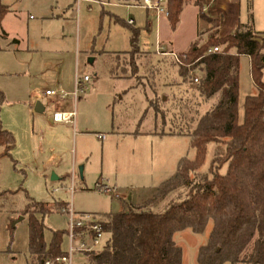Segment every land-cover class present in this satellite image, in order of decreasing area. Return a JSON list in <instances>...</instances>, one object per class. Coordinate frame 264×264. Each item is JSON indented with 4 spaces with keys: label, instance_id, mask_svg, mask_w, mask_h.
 I'll list each match as a JSON object with an SVG mask.
<instances>
[{
    "label": "rangeland",
    "instance_id": "rangeland-1",
    "mask_svg": "<svg viewBox=\"0 0 264 264\" xmlns=\"http://www.w3.org/2000/svg\"><path fill=\"white\" fill-rule=\"evenodd\" d=\"M2 1L10 11L1 27L8 37L7 41L3 39L1 42L6 50H0V91L6 97L1 108V120L3 127L15 137L16 146L11 155H4L5 148L0 147V193L14 192L12 204L0 211V264H29V219L20 214L28 203L27 194L37 202L68 203L60 211L62 213L44 219L47 241L53 231L68 229V211L72 209L78 214L98 215L97 218L105 222V216L98 213H117L141 203L162 183L175 176L177 157L195 158L196 151L190 138L177 135L159 137L163 128L155 130V126L147 121L155 110L163 114L165 109H176L179 128L187 132L194 129L195 122L186 117L185 107H191L193 113L190 111V115L198 118L216 101L197 98L194 95L197 83L193 82L189 87L193 88L191 94L194 99L189 105L185 104L186 101L181 103L178 98L173 106L165 107L157 99L147 112L144 91L131 96L127 91L131 84L118 77L123 76L124 65H129L128 57H120L118 67L117 58L113 62V59L97 56V61L91 64L90 55L85 51L78 63L70 56V50L77 42L82 51L99 49L101 41L92 34L97 24L98 28L103 26L108 35L107 42L104 44L102 41L105 50H127L124 35L129 29L125 23L109 21L108 17L101 19L102 7L85 2L81 3L77 18V6L74 5V9L71 7L75 4L74 0ZM103 1L118 3L122 0ZM195 1L190 0L193 6ZM218 1L200 0L206 7L216 4V9H207V15L220 11ZM239 1L242 14L249 11L251 4L252 13L257 14L261 22L264 21V0ZM57 5L66 6L75 13L45 21L50 7ZM186 10L192 12L191 6ZM198 41L205 44L209 39L200 38ZM154 44L155 32L153 36L144 34L141 37V47L148 51L153 50ZM140 53L135 48L131 57L139 58L143 55ZM125 59L127 63L123 62ZM130 69L129 66L127 70ZM77 76H88L91 82L86 85V94L80 95V103L75 104L72 92L75 91ZM200 77L196 71V78ZM240 79V115H243L245 96L255 92L247 58L241 60ZM60 81L64 83V88L56 85ZM48 89L71 94L64 101L65 107L69 111L78 108L76 120L88 122L84 135L80 133L78 123L74 127L50 122L54 108H60L61 100L54 98L52 102H47L45 92ZM37 90L40 91L39 96L35 93ZM146 92L147 97L153 96L151 90ZM38 103L42 104L44 111H36ZM103 134L104 139L99 136ZM223 153V146L210 144L200 173L209 175L212 160ZM81 166H84L83 179L79 172ZM106 188L111 192L105 193ZM184 193L185 188L182 187L171 192L153 210L162 211L171 200ZM21 217L24 219L19 221ZM212 227L210 221L201 234H195L191 229L175 234L174 240L183 250V264H198V250L208 242ZM106 237L95 246V250L104 246ZM69 246L67 237L64 249L68 251ZM89 252L78 250L74 255V264H84L85 254Z\"/></svg>",
    "mask_w": 264,
    "mask_h": 264
},
{
    "label": "trees",
    "instance_id": "trees-1",
    "mask_svg": "<svg viewBox=\"0 0 264 264\" xmlns=\"http://www.w3.org/2000/svg\"><path fill=\"white\" fill-rule=\"evenodd\" d=\"M185 1L168 0V19L173 27L179 22ZM251 8L250 4L248 22L240 24L234 34L220 38L215 31L205 44L196 41L184 54L183 64L178 65L183 77L191 71L202 73L194 91L197 98L216 101L210 110L193 118L194 129L185 132L196 151L195 158H182L175 176L143 204L104 214L105 244L85 254L84 264H183V250L176 244L175 234L186 229L201 234L210 221L213 227L208 242L198 250V264H264V32L255 30ZM9 11L0 0L2 38L7 37L1 27ZM137 41L133 29L134 49ZM212 46L219 47L220 53L208 54ZM241 57L250 60L251 79L257 90L245 98L242 119ZM5 100L0 91V147L5 148L4 155H11L16 142L2 124ZM210 144L223 146L224 153L212 160L206 175L200 169ZM181 187L184 194L162 211L153 210ZM13 197L14 192L0 193V211L12 204ZM27 197L20 214L29 219V264L68 256L64 249L68 230L53 231L47 241L44 223L46 217L62 213L68 203H43L29 194Z\"/></svg>",
    "mask_w": 264,
    "mask_h": 264
},
{
    "label": "crops",
    "instance_id": "crops-1",
    "mask_svg": "<svg viewBox=\"0 0 264 264\" xmlns=\"http://www.w3.org/2000/svg\"><path fill=\"white\" fill-rule=\"evenodd\" d=\"M94 2H85L90 5H98L102 7L101 11V19L103 17H108L109 21L114 20L115 22H119L118 20H121L125 23V25L128 27L129 31L127 34L124 35V43L127 46V50L125 51H114V50H105V41L107 42V32H105L104 27H99L98 24L95 25L94 32L92 34H95L97 37H99V40L101 43L98 45L99 49H83V51L80 49L79 42L75 46L72 47L70 50V56H72L74 59H76L77 63L80 61L81 53L85 51V53H88L90 55V58L94 60L93 64L97 61V56L106 58V59H113V62H116L114 59H118L117 66L120 67V57L124 56V58L128 57V63L129 65H124L122 72L123 76H118L120 79H123V82H128L129 89L128 94L132 96V94H135L136 92H140L141 90L144 91L146 94V105L147 106V112L151 110L152 102L157 100L160 102V104H163L165 107L172 105L175 101V99L180 98L179 101L185 102L186 105H189L191 101L194 99L193 88H190L189 85L193 84L192 82H189L191 78L196 77V71H191L188 75V77H183L180 72L179 66L174 62V60L171 57L167 56H161L157 53V48L160 46L161 48H164L168 52H176L178 54H185L189 51L191 46L198 40L201 39H209L210 33L213 31H217V36L220 38L230 36L235 33L238 26L240 24H244L248 22L250 9L245 14H242L240 11L241 3L240 1L237 2V0H219L218 5L220 6V11L217 13L215 12L212 15H207L206 11L207 9H211V7L216 9V4H211V7H206L203 5L200 0H196L195 4H191L190 0H186L184 4L183 11L180 15L179 22L176 25V27H173L170 20L168 18H161L160 21H158L156 15L153 12L147 11L139 5L141 4L142 0H122L118 3H111L106 2L103 0H92ZM75 4H72L71 7L74 9V5L77 6L76 13L77 18H79V12H80V5L77 3V0H74ZM191 6L192 12L188 13L186 8ZM105 7H108V9H105ZM91 8V7H90ZM250 8V7H249ZM201 12L203 15H201ZM73 10H68L66 6L60 7L52 6L50 7V12L45 17V21H50L55 18L68 16L69 14H73ZM254 16V28L257 32H264V21L261 22L259 20V17L257 14H253ZM64 19V18H61ZM129 19L134 21L133 25L128 24ZM66 20V19H65ZM97 22V21H96ZM47 23V22H46ZM64 22V29L65 24ZM194 26V27H193ZM137 31V48L143 55H140L139 58L137 57H131V52L134 50L132 46V30ZM213 29V30H212ZM65 32V31H64ZM155 32V44L153 45V50L148 51L147 49L141 47V37L145 34L146 36L150 37L153 36ZM45 36L49 38L48 34L45 33ZM3 39L5 41L8 40V37L2 38L0 37V50H6L2 48L1 42H3ZM77 39H78V33H77ZM102 41H104V44H102ZM248 57H241V60ZM90 60V59H89ZM124 63H127V59L123 61ZM250 63V60H249ZM132 64V65H131ZM78 66V65H77ZM130 66L131 71H128L127 68ZM198 71V70H197ZM199 74L202 76V73L198 71ZM241 76V72H240ZM80 78L79 76L76 77L74 89L76 91V82L79 80L81 83V86L79 88V92L75 98V104L80 103V95L86 94L85 89L86 85L91 82V79L89 78V81H85L84 78ZM148 81L150 82L151 86L149 85ZM241 84V79H240ZM56 85L59 86V88H64L63 82H58ZM255 92L250 93L245 96H252L257 93V90L255 86L253 85ZM73 88V87H72ZM148 90H151L153 92V96L147 97ZM47 91H57L62 93L59 90H50ZM46 91V92H47ZM72 92V94L75 93ZM45 92V97L47 98V102H52L54 98H58V100H61L60 108L56 109L54 108L55 112H75L77 115V110L75 111H69V109H66L64 101L71 95L69 93L68 97L61 98L60 96L50 97L47 96ZM35 93L39 96L40 91L37 90ZM189 93L191 94V99H189ZM185 96V98H184ZM244 98V101H245ZM38 99H40L38 97ZM243 101V104H244ZM79 105V104H78ZM173 106V105H172ZM33 106L31 105L30 109L32 110ZM186 117L190 118L191 121H193V116L190 115V111L193 113V110L191 107L186 106ZM190 108V109H189ZM169 109L166 110L163 114H160V112L156 109L153 116L151 115L150 118L147 119V121L150 122V125L155 126V130L158 129V127L163 128L162 132L159 134V137H169V136H186L190 138L187 133H185V130L179 128L178 122L175 117V114H177L176 109ZM146 112V113H147ZM79 114V113H78ZM148 114V113H147ZM191 116V117H189ZM243 115H240V118L242 119ZM51 123H56L53 121V117L50 120ZM80 124L81 126V134L84 135V128L87 127L88 122L86 121H80V119L77 121L75 119L74 123H57V124H69L74 125ZM188 123V121H187ZM185 125V124H184ZM186 126V125H185ZM112 128L113 125H112ZM186 130L188 127H185ZM166 129L168 131H166ZM158 135V133H155ZM104 135V134H103ZM101 136V135H99ZM140 137V136H138ZM139 139V138H137ZM185 157V156H184ZM180 157L176 159V166L178 168L179 161L184 158ZM193 160L192 158H189ZM84 167V166H83ZM177 172V171H176ZM174 177V176H173ZM172 177V178H173ZM163 184V183H162ZM161 184V185H162ZM160 185V186H161ZM156 190L144 198V200L135 205L143 204L152 194H154ZM74 210V209H73ZM85 214V213H84ZM98 214H106V213H98ZM68 230V229H67ZM68 237V236H67Z\"/></svg>",
    "mask_w": 264,
    "mask_h": 264
},
{
    "label": "built area",
    "instance_id": "built-area-1",
    "mask_svg": "<svg viewBox=\"0 0 264 264\" xmlns=\"http://www.w3.org/2000/svg\"><path fill=\"white\" fill-rule=\"evenodd\" d=\"M82 2H94L92 0H77L78 4ZM168 0H142L139 7L153 12L158 21L162 17L168 18ZM128 24L133 25L134 21L129 19ZM221 49L217 46H212L208 50V54L220 53ZM157 53L161 56L171 57L177 65L183 64V59L186 58L184 54H178L176 52H168L164 48L158 46ZM84 80L89 81V77L86 76ZM198 78H194V82L198 83ZM81 86L80 81L76 82V91L73 94L76 98L79 88ZM47 96L55 97L60 96L61 98L68 97L67 93H60L57 91H47ZM76 119L75 112H56L53 115V121L56 123H74ZM102 139L105 138L104 135L100 136ZM105 193L111 192L109 188L104 189ZM68 239H69V250L67 251L68 256L57 258L55 260H45L44 264H74V255L78 250L93 251L95 246L99 245L106 235L104 230V222L101 221L98 215L85 213L78 214L73 209L68 211ZM78 243V246L76 245Z\"/></svg>",
    "mask_w": 264,
    "mask_h": 264
},
{
    "label": "water",
    "instance_id": "water-1",
    "mask_svg": "<svg viewBox=\"0 0 264 264\" xmlns=\"http://www.w3.org/2000/svg\"><path fill=\"white\" fill-rule=\"evenodd\" d=\"M89 62L91 63V64H93V62H94V60L93 59H90L89 60ZM36 111L37 112H40V111H44V107L42 106V104H40V103H38L37 105H36ZM80 176H81V178L83 179V176H84V167L83 166H81L80 167ZM53 179H57V178H53ZM24 218L23 217H21L20 219H19V221H22Z\"/></svg>",
    "mask_w": 264,
    "mask_h": 264
}]
</instances>
